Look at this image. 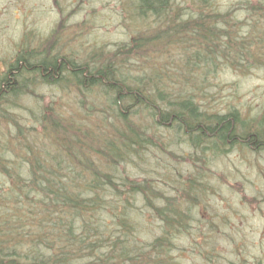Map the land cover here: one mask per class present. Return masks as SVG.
I'll return each mask as SVG.
<instances>
[{"label":"trees","instance_id":"trees-1","mask_svg":"<svg viewBox=\"0 0 264 264\" xmlns=\"http://www.w3.org/2000/svg\"><path fill=\"white\" fill-rule=\"evenodd\" d=\"M176 1L126 6L136 37L108 58L75 61L51 43L30 48L24 39L7 61L0 74V264H73L85 257L90 264H177L173 255L189 238L202 259L225 264L216 242H235L224 234L232 218L205 201L220 191L206 175L208 162L234 149L264 152V113L256 125L235 108L209 109L195 99L186 74L205 75L220 57L262 66L264 0H239L233 12L212 0H182L189 8ZM175 51L183 62L169 66L168 52ZM133 65L137 72L130 74ZM47 85L75 90L79 105L69 112L49 105L40 118L30 111L23 120L24 100ZM146 118L153 131L164 127L175 144L195 150L187 156L191 169L171 175L162 167L159 176L145 177L154 170L150 150L174 155L162 133L148 132ZM139 161L143 177L125 174ZM150 228L149 240L136 234ZM32 240L49 249L56 244V254L26 257L7 247Z\"/></svg>","mask_w":264,"mask_h":264},{"label":"rangeland","instance_id":"rangeland-1","mask_svg":"<svg viewBox=\"0 0 264 264\" xmlns=\"http://www.w3.org/2000/svg\"><path fill=\"white\" fill-rule=\"evenodd\" d=\"M133 1L0 0V74L7 67V61L13 59L24 39L30 48L38 43L47 42L49 45L52 44L51 47H55L61 56H68L80 62H86L97 54H100L102 58H108L121 45H123L121 48H128L136 36L133 28L135 26L129 20L128 10L125 7H129ZM212 1L221 11L231 9L233 12L240 6L239 0ZM176 3L181 7L189 8V5L182 0H177ZM238 13L241 18L246 17L244 13ZM148 30L151 34L154 32L149 28ZM53 31L58 35L48 41ZM168 54L166 62L169 66L173 65L175 59H179L180 64L183 62L181 60L183 56L181 55L180 58L177 51L168 52ZM170 55L171 58H169ZM132 57H130L131 60ZM123 58L125 57L121 59ZM233 59L220 57L207 69V74L204 75L202 71H192V75L188 73L187 76L185 75L186 79L189 78L188 81L195 86L192 91L195 99L202 100L209 109H217L221 112L232 107L244 115L245 120L257 125L264 113V64L259 66L258 63L251 61L239 66L231 62ZM122 60L117 63L123 64ZM137 66L133 65L129 73L137 72ZM35 95L28 96L24 100L25 109L21 117L23 120L30 118V111L33 116L40 118L42 109L48 108L49 105L59 107L66 112L72 111L79 105L81 99L75 90H68L66 94L61 88L56 91L49 85L36 87ZM142 122H145L143 123L145 127L148 126V132L156 128L151 126L150 119L146 118ZM1 128H4V123L0 122ZM153 132L154 135L161 133L164 135L163 142L169 145L168 148L173 152L174 158L169 152L164 153L159 149L154 152L150 150L147 155L150 161L147 165L154 170L145 176L147 179H153L154 176L162 174V167L164 170L167 167L171 175L191 169L192 164L187 156L195 151L192 147L184 143L175 144L174 138L168 136L164 127H158ZM176 157L180 162H177ZM138 166H145V162L139 161L137 166L132 168L126 166L125 174L129 173L140 179L143 174L138 171ZM208 168L211 171H207L206 175L213 178L211 183L214 182L219 187L220 193L216 192L214 196L208 194L205 201L216 211H222L225 214L229 212L226 215L232 219L226 222L231 224V228L229 233L225 228L224 234H231L230 236L235 240L232 242L217 236L216 244L219 246V254L225 258V264H264V152L254 153L234 149L222 158L214 156V159L208 162ZM2 176L3 174L0 173V186L4 185L2 182L5 178ZM0 193L5 197V190ZM154 231L150 228L136 234L149 240L153 237L151 234ZM190 240L191 238L183 240L181 245L184 250L181 249L173 255L177 256V264H212L202 259L197 251H193ZM6 243H10L9 240ZM55 245L50 246L49 249L38 241L32 240V243H24L19 249L14 247V243L11 248L10 245L7 247L26 257L32 255V252L45 254V256L50 253L54 256L57 252V245L56 247ZM89 262V258L85 257L82 260H74L73 264H90Z\"/></svg>","mask_w":264,"mask_h":264}]
</instances>
